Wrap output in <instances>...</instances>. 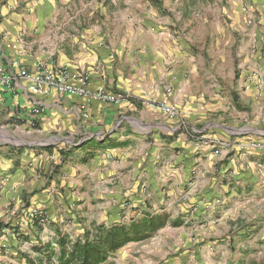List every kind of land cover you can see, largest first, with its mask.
Segmentation results:
<instances>
[{
	"label": "crops",
	"instance_id": "obj_1",
	"mask_svg": "<svg viewBox=\"0 0 264 264\" xmlns=\"http://www.w3.org/2000/svg\"><path fill=\"white\" fill-rule=\"evenodd\" d=\"M183 1L194 2L195 11L196 0H0L5 64L16 57L21 40L29 49L25 65L48 61L88 76L93 93L102 86L127 96L120 105L65 94L40 98L45 111L29 127L26 99L14 109L11 95L0 94L6 99L0 100L6 109L0 124L55 140L52 147L26 150L0 146V245L13 236L11 227L30 241L34 227L45 235L46 221L53 235L65 236L70 198L83 207L110 209L119 224L146 213H215L244 205L253 195L264 197V154L239 149L243 137L226 145L213 128L220 126L208 122L225 108L221 91L192 86L200 62L187 44L190 34L173 17L187 12ZM258 33L264 42V27ZM251 56L254 68L264 63L260 53L252 50ZM247 82L240 81L242 91ZM252 84L245 96L263 100ZM150 99H169L180 117L148 107ZM211 137L224 142L217 155Z\"/></svg>",
	"mask_w": 264,
	"mask_h": 264
},
{
	"label": "rangeland",
	"instance_id": "obj_2",
	"mask_svg": "<svg viewBox=\"0 0 264 264\" xmlns=\"http://www.w3.org/2000/svg\"><path fill=\"white\" fill-rule=\"evenodd\" d=\"M183 2L187 14L182 10L180 16L169 13L164 17L173 16L175 24L186 28L193 40L187 44L200 62L199 77L196 82L192 81L193 88L206 93L221 91L225 108L209 116L208 122L220 126L213 128L224 137L226 145L244 136L264 140V99L246 97L247 86L243 91L240 87V81L252 77L256 70L264 75V63L256 68L250 63H255L251 56L253 33L256 30L259 35V29L264 27V0H196L195 11L194 2ZM260 39L262 49L259 53L264 60L261 35ZM206 93L203 94L206 96ZM5 131L8 136H0V146L26 150L35 144H55L53 138L43 140L28 129L6 128ZM256 153L264 154V151ZM262 197L253 195L250 201L243 202L244 205L224 206L215 213L206 211L199 215L202 210L194 208L184 214L172 211L170 222L178 220L180 225L168 224L146 240L125 245L113 253L106 264H264ZM66 206L62 232L68 244L83 239L85 232L97 225H112L116 221L108 208L83 207L71 198L66 199ZM42 225L47 229L45 235H38V227H34L37 233L31 236L33 241L24 239L23 230L11 227L13 236L0 245V264H34L40 260L45 264H60L62 236L53 235V226L47 221Z\"/></svg>",
	"mask_w": 264,
	"mask_h": 264
},
{
	"label": "built area",
	"instance_id": "obj_3",
	"mask_svg": "<svg viewBox=\"0 0 264 264\" xmlns=\"http://www.w3.org/2000/svg\"><path fill=\"white\" fill-rule=\"evenodd\" d=\"M253 36V53L257 55L262 49L261 39L257 33H254ZM19 42L17 55L10 60L9 65L0 59V94L7 93L11 95L10 103L14 109L22 107L20 102L21 97L26 99L30 110L27 109L26 111L25 121L29 127L35 126L45 111L39 101L40 98H47L54 94H65L82 97L88 101L95 100L115 105H120L127 99L125 94H114L102 86L98 87L97 91L93 93L90 90L88 76L74 74L66 67L48 61L35 62L31 67L25 65L22 57L29 53V49L23 41L20 40ZM251 83H256L260 90H264V76L262 73L256 70V73L248 79V89H250ZM20 89H22V92H20ZM0 100L4 104L6 103L5 98H1ZM4 104L3 108H0V116L6 112V109L4 110ZM146 105L153 109H159L171 119L180 117L177 106L169 99L160 101L150 99L147 100ZM11 113L15 114V112ZM12 124L3 122L0 124V131H5L6 128H15V125L11 126ZM210 141L215 154H219L220 151L218 148H221L224 142L217 137H211ZM236 146L241 150L261 152L264 151V140L251 139L245 136L237 142Z\"/></svg>",
	"mask_w": 264,
	"mask_h": 264
},
{
	"label": "trees",
	"instance_id": "obj_4",
	"mask_svg": "<svg viewBox=\"0 0 264 264\" xmlns=\"http://www.w3.org/2000/svg\"><path fill=\"white\" fill-rule=\"evenodd\" d=\"M168 224L180 225V221L170 222L167 214H144L130 223L112 225L100 224L92 231L85 232L83 239L68 244L60 241V264H106L111 255L131 242L146 240ZM45 264L43 260L39 263Z\"/></svg>",
	"mask_w": 264,
	"mask_h": 264
}]
</instances>
